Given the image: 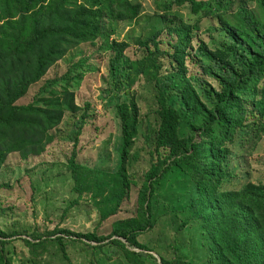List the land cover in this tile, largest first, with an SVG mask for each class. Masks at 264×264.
Here are the masks:
<instances>
[{
  "label": "trees",
  "instance_id": "1",
  "mask_svg": "<svg viewBox=\"0 0 264 264\" xmlns=\"http://www.w3.org/2000/svg\"><path fill=\"white\" fill-rule=\"evenodd\" d=\"M154 3L159 28L132 46L109 40L117 23L141 15L142 5L132 0H0V189L11 190L1 183L8 159L27 163L46 154L57 139L52 132L69 114L76 134L63 162L74 199L66 210L89 199L98 214L92 232L57 227L41 233L7 231L0 209V264H15L14 238L29 252L22 264L44 258L61 264H114L115 257L118 264H195L176 254L160 256L158 263L155 249L140 241L156 226L152 200L157 184L175 172L193 188L180 230L199 225L210 264H264V186L248 182L236 189L229 169L239 140L264 135V0ZM183 8L189 10L186 21L173 15ZM203 20L211 26L207 40L192 23ZM96 44L98 53L108 55L113 90L126 85L128 97L116 104L122 150L113 173L78 161L79 138L92 109L88 103L76 104L73 88L92 68L91 56L45 80L41 91L52 86L46 97L38 98L40 91L30 103L19 104L71 51ZM132 81L154 89L153 117L145 129V141L152 142L151 162L140 184L129 173L143 122L136 93L128 88ZM57 84L60 90L53 87ZM136 186L133 215L115 221L110 234H101Z\"/></svg>",
  "mask_w": 264,
  "mask_h": 264
},
{
  "label": "rangeland",
  "instance_id": "2",
  "mask_svg": "<svg viewBox=\"0 0 264 264\" xmlns=\"http://www.w3.org/2000/svg\"><path fill=\"white\" fill-rule=\"evenodd\" d=\"M132 1L142 5L141 15L136 21L117 23L115 35L109 40L126 41L134 46L137 39L147 40L159 28L155 16L159 10L154 3L155 0ZM188 13L187 8L173 11V15L179 16L184 21L188 20ZM195 22H192L195 31L201 38L207 40L211 33V26L204 20L200 23ZM98 46L97 44L83 45L71 51L51 68L41 82L30 89L28 95L19 104L30 103L41 91L45 80L53 78L55 74H65L79 60L91 56L93 60L89 61V65L92 68L86 70L79 86L73 88L76 104L84 107L88 103L92 109V117L79 138L78 161L83 165L113 173L120 165L122 150L116 104L127 101L128 97L125 94L126 85L120 91L113 90L112 79L108 73V55L105 52L98 53ZM123 65L122 62L121 66ZM76 73L77 71H74L72 75ZM51 87L41 91L38 98L46 97ZM53 87L58 89L60 85H53ZM128 88L132 94L136 93L143 121L129 160V173L133 175L137 184H140L151 162L148 153L151 151L149 145H152V142L145 141V129L149 119L153 117L151 111L155 106L154 89L151 85L134 81L128 84ZM73 121L72 116L66 115L57 129L58 134L55 130L52 132L57 136L55 144L48 148L43 156L31 159L27 163L21 162L18 157L8 159V168L2 176L1 183L10 184L11 190L0 189L2 194V196L0 194V209H4L1 222L7 231L39 230L44 233L57 227L76 233L95 230L98 214L89 199L82 201L80 206L66 210L74 199L71 181L63 162L65 153L70 152L68 146H73L72 142L76 134ZM239 141L234 148L232 162L229 165V169L235 176L233 181L235 188L239 189L248 182L264 186V135L254 138L250 134L246 140ZM189 185L191 184L178 172L167 176L157 184L152 200L156 226L142 236L140 241L150 249H155L152 254L158 263H160V256L171 259L175 254L191 259L195 264L212 263L209 261L207 243L201 231L198 230L199 225L193 222L183 230L179 227L189 215V210L186 208L192 202L193 190ZM132 189L130 199L123 205L121 213L103 225L99 231L101 234H110L111 226L115 221L127 220L133 215L138 187ZM7 213L8 216L5 218ZM14 239L11 244L12 253L15 255L14 263L22 264L23 261L28 260L29 252L22 241ZM76 258L74 254L73 259ZM117 259L115 257L112 263L118 264L115 261ZM37 261L39 264H61L58 261L50 262V259L45 258ZM119 263L122 264L121 260Z\"/></svg>",
  "mask_w": 264,
  "mask_h": 264
}]
</instances>
